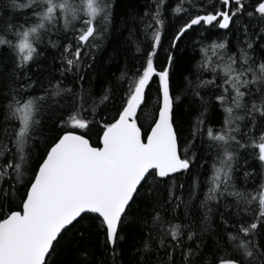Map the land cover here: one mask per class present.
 I'll list each match as a JSON object with an SVG mask.
<instances>
[{"label":"snow or ice","instance_id":"1","mask_svg":"<svg viewBox=\"0 0 264 264\" xmlns=\"http://www.w3.org/2000/svg\"><path fill=\"white\" fill-rule=\"evenodd\" d=\"M120 5L0 0V264H264V0Z\"/></svg>","mask_w":264,"mask_h":264},{"label":"trees","instance_id":"2","mask_svg":"<svg viewBox=\"0 0 264 264\" xmlns=\"http://www.w3.org/2000/svg\"><path fill=\"white\" fill-rule=\"evenodd\" d=\"M127 3H128V0H121V5H120V8L118 9V11L123 13L125 11ZM114 43H115V41L111 42L106 47L105 51L100 53V60L105 62V66L102 68V71L108 73L109 75L113 72H116L118 67L120 66L119 64H108L107 63L108 55L111 52ZM209 55H211V54L209 53ZM104 78H107V76Z\"/></svg>","mask_w":264,"mask_h":264}]
</instances>
